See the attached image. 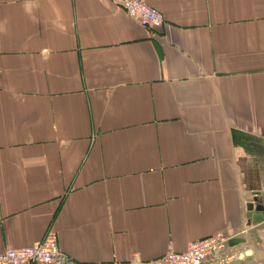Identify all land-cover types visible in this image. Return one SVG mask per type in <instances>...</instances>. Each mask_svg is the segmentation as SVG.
Wrapping results in <instances>:
<instances>
[{
  "label": "crops",
  "instance_id": "crops-1",
  "mask_svg": "<svg viewBox=\"0 0 264 264\" xmlns=\"http://www.w3.org/2000/svg\"><path fill=\"white\" fill-rule=\"evenodd\" d=\"M143 1L0 0V252L264 264V0Z\"/></svg>",
  "mask_w": 264,
  "mask_h": 264
},
{
  "label": "built area",
  "instance_id": "built-area-1",
  "mask_svg": "<svg viewBox=\"0 0 264 264\" xmlns=\"http://www.w3.org/2000/svg\"><path fill=\"white\" fill-rule=\"evenodd\" d=\"M139 25L156 30L164 24V16L143 0H109ZM220 235H211L187 243L182 252L168 251L152 259L144 260L133 254L125 261L101 264H206V257L221 243ZM72 264V260L60 249L57 234L47 231L34 244L11 248L0 252V264Z\"/></svg>",
  "mask_w": 264,
  "mask_h": 264
},
{
  "label": "water",
  "instance_id": "water-1",
  "mask_svg": "<svg viewBox=\"0 0 264 264\" xmlns=\"http://www.w3.org/2000/svg\"><path fill=\"white\" fill-rule=\"evenodd\" d=\"M258 193H259V192H253V195H258ZM255 200H256V198H255V199L253 198V201H255ZM248 207H252V203H249V204H248Z\"/></svg>",
  "mask_w": 264,
  "mask_h": 264
}]
</instances>
